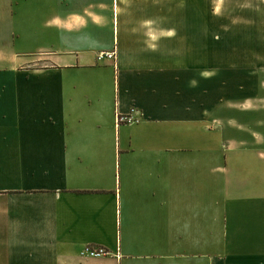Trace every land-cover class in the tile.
Instances as JSON below:
<instances>
[{"label": "crops", "instance_id": "0c3cea01", "mask_svg": "<svg viewBox=\"0 0 264 264\" xmlns=\"http://www.w3.org/2000/svg\"><path fill=\"white\" fill-rule=\"evenodd\" d=\"M215 11L0 0V264H264V135L209 123L213 74L264 57Z\"/></svg>", "mask_w": 264, "mask_h": 264}, {"label": "rangeland", "instance_id": "374dc122", "mask_svg": "<svg viewBox=\"0 0 264 264\" xmlns=\"http://www.w3.org/2000/svg\"><path fill=\"white\" fill-rule=\"evenodd\" d=\"M210 7L216 10L215 15L222 14L221 18L213 16V25L222 19L227 28V32L213 33V37H218L213 39V44L222 40L229 57L242 56L241 51L264 57V0H210ZM253 44L256 46L254 49L251 48ZM221 51L223 55V50L218 55ZM252 67L243 66L239 71L224 72L222 77L220 74L214 77L213 74L209 82L213 109V119L209 123L213 128V138L220 127H224L221 130L224 129L231 139L250 138L252 131L264 135V75L260 68ZM260 67L264 70V65ZM252 70H255V75L251 74ZM223 78L227 79L224 86L221 85ZM229 118L232 121H228ZM230 123H240L245 128L237 129V125L230 126Z\"/></svg>", "mask_w": 264, "mask_h": 264}, {"label": "built area", "instance_id": "2783aa9c", "mask_svg": "<svg viewBox=\"0 0 264 264\" xmlns=\"http://www.w3.org/2000/svg\"><path fill=\"white\" fill-rule=\"evenodd\" d=\"M103 55H106V56H109V57H113L114 56V53L113 52H105V53H101V56ZM118 121H125V122H134L136 121V119L131 116H119L117 117V122ZM85 251L88 252L90 255L92 256H99V255H103L106 253V250L104 248H89V247H86L85 248Z\"/></svg>", "mask_w": 264, "mask_h": 264}]
</instances>
